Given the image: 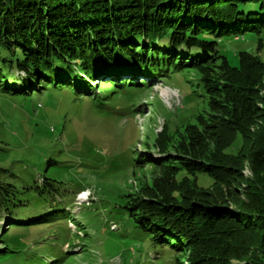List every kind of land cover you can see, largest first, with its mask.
<instances>
[{
    "label": "trees",
    "instance_id": "trees-1",
    "mask_svg": "<svg viewBox=\"0 0 264 264\" xmlns=\"http://www.w3.org/2000/svg\"><path fill=\"white\" fill-rule=\"evenodd\" d=\"M248 35L264 48V0H0V87L93 97L88 88L103 78L122 91L196 72L207 110L158 161L145 195H125L119 208L178 264H264V61L238 52L233 67L219 50ZM53 183L20 191L0 181V222L10 230L72 218L50 209L62 206ZM1 243L0 264L32 263L27 247Z\"/></svg>",
    "mask_w": 264,
    "mask_h": 264
},
{
    "label": "rangeland",
    "instance_id": "rangeland-1",
    "mask_svg": "<svg viewBox=\"0 0 264 264\" xmlns=\"http://www.w3.org/2000/svg\"><path fill=\"white\" fill-rule=\"evenodd\" d=\"M258 48L251 35L219 43L233 67L238 52L264 61ZM169 73L122 91L103 78L88 84L93 97L79 88L77 95L66 88L14 95L0 87V181L20 191L54 181L62 206L49 208L72 217L10 230L1 221V244L27 247L31 264H178L173 250L153 244L119 208L125 195H145L162 174L158 161L173 155L185 128L207 110L196 72ZM83 192L90 197L80 201Z\"/></svg>",
    "mask_w": 264,
    "mask_h": 264
},
{
    "label": "bare ground",
    "instance_id": "bare-ground-1",
    "mask_svg": "<svg viewBox=\"0 0 264 264\" xmlns=\"http://www.w3.org/2000/svg\"><path fill=\"white\" fill-rule=\"evenodd\" d=\"M245 172H246V171H245ZM85 196H86L87 198H85ZM89 197H90V193L83 192V193L81 194V197L79 198V200H80V201H84V200H87Z\"/></svg>",
    "mask_w": 264,
    "mask_h": 264
},
{
    "label": "built area",
    "instance_id": "built-area-1",
    "mask_svg": "<svg viewBox=\"0 0 264 264\" xmlns=\"http://www.w3.org/2000/svg\"><path fill=\"white\" fill-rule=\"evenodd\" d=\"M85 198H87V197L85 196Z\"/></svg>",
    "mask_w": 264,
    "mask_h": 264
}]
</instances>
